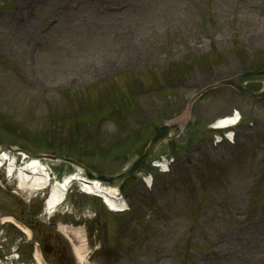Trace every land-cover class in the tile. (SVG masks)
<instances>
[{
    "label": "rangeland",
    "instance_id": "obj_1",
    "mask_svg": "<svg viewBox=\"0 0 264 264\" xmlns=\"http://www.w3.org/2000/svg\"><path fill=\"white\" fill-rule=\"evenodd\" d=\"M246 67H264V0H0V144L67 152L115 174L191 101L178 136L153 153L174 158L169 171L143 163L120 190L122 213L72 181L48 221L47 190L0 184V264L34 263L5 217L57 239L43 264H79L59 221L83 230L84 264H264V99L228 86L193 98ZM233 111L241 120L218 142L224 132L211 124ZM42 163L58 180L72 169Z\"/></svg>",
    "mask_w": 264,
    "mask_h": 264
},
{
    "label": "bare ground",
    "instance_id": "obj_2",
    "mask_svg": "<svg viewBox=\"0 0 264 264\" xmlns=\"http://www.w3.org/2000/svg\"><path fill=\"white\" fill-rule=\"evenodd\" d=\"M237 116V114L231 118L226 119L225 121H219L218 124H223L224 122H232L234 118ZM7 154L3 153L0 154V166L4 164V160L7 159ZM30 165H26L23 169H20L17 172V179L19 181V187L23 190H26L27 188H31L34 190H42L46 187H48V173L47 171L40 167V163L38 161L33 160ZM8 173L11 174L13 171V167L10 164L8 166ZM75 180L78 181L80 185V189L86 193H89L91 195H99L106 206L112 210H121L124 207V201L122 198L119 197L118 191L108 188H103L100 185H98L97 182H89V183H83L80 182L81 178L74 176ZM68 181H59L54 183L51 186L50 194L44 204V213L47 215L52 214L56 207L61 204L66 197V193L68 192ZM9 218V217H8ZM60 230L63 234L69 236L72 234V237L77 240L78 244L77 246H74V254L76 255L78 261H84L86 254H85V241L82 230L79 228H70L68 230L64 229L63 227H60ZM27 231V230H26ZM28 232V231H27ZM35 257L37 264H43L40 253L36 254Z\"/></svg>",
    "mask_w": 264,
    "mask_h": 264
},
{
    "label": "water",
    "instance_id": "obj_3",
    "mask_svg": "<svg viewBox=\"0 0 264 264\" xmlns=\"http://www.w3.org/2000/svg\"><path fill=\"white\" fill-rule=\"evenodd\" d=\"M247 79H254V80H264V70H257V71H249L245 72L236 78L228 81L230 84H232L234 87L239 89L243 92H248L245 88L243 82ZM256 97H261L264 95V91L261 93H251ZM170 127L162 124L160 125L154 135L150 138L149 143L143 153L135 159L124 171L117 175L113 176H106L101 175L98 173L92 172L90 169H88L87 166H85L83 163L63 155H52V154H33L28 151H26L23 148L19 147H13L9 144H1L0 145V153L4 151H13L17 153H22L26 155L30 159H50V160H57V161H64L71 165H73L75 168L80 170L88 180H97L98 182L107 183L109 187L111 188H119L123 181L128 178L131 174L134 173V171L137 169L139 164L150 154V152L153 150L157 142H159L163 137H167L169 133Z\"/></svg>",
    "mask_w": 264,
    "mask_h": 264
}]
</instances>
